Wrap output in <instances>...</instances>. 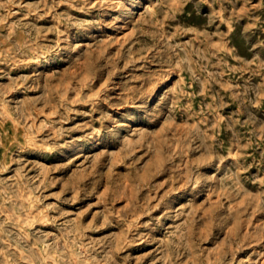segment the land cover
Segmentation results:
<instances>
[{"label": "rangeland", "instance_id": "374dc122", "mask_svg": "<svg viewBox=\"0 0 264 264\" xmlns=\"http://www.w3.org/2000/svg\"><path fill=\"white\" fill-rule=\"evenodd\" d=\"M0 264H264V0H0Z\"/></svg>", "mask_w": 264, "mask_h": 264}, {"label": "bare ground", "instance_id": "6f19581e", "mask_svg": "<svg viewBox=\"0 0 264 264\" xmlns=\"http://www.w3.org/2000/svg\"><path fill=\"white\" fill-rule=\"evenodd\" d=\"M67 35V34H66ZM41 64H38V66H40ZM169 82V78L168 79H166V81H164V82H161V83H159V84H157L156 86H155V88H154V90H153V95H155L156 93H157V91L159 90V89H161V87H163L165 84H167ZM95 144H96V142H95Z\"/></svg>", "mask_w": 264, "mask_h": 264}]
</instances>
